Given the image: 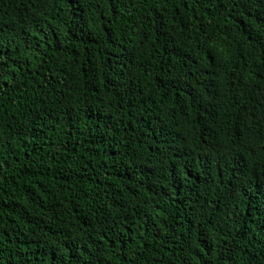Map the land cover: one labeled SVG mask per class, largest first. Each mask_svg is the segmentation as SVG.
Masks as SVG:
<instances>
[{
    "label": "trees",
    "instance_id": "1",
    "mask_svg": "<svg viewBox=\"0 0 264 264\" xmlns=\"http://www.w3.org/2000/svg\"><path fill=\"white\" fill-rule=\"evenodd\" d=\"M0 264H264V0H0Z\"/></svg>",
    "mask_w": 264,
    "mask_h": 264
}]
</instances>
